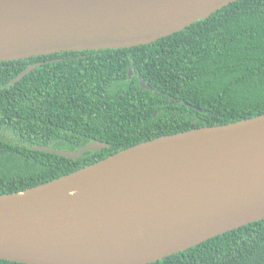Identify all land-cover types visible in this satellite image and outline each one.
<instances>
[{
    "label": "water",
    "instance_id": "obj_1",
    "mask_svg": "<svg viewBox=\"0 0 264 264\" xmlns=\"http://www.w3.org/2000/svg\"><path fill=\"white\" fill-rule=\"evenodd\" d=\"M235 1L0 0V61L152 43ZM107 146L95 140L77 150L31 149L76 159ZM263 218L260 114L162 135L0 194V259L148 264Z\"/></svg>",
    "mask_w": 264,
    "mask_h": 264
},
{
    "label": "trees",
    "instance_id": "obj_2",
    "mask_svg": "<svg viewBox=\"0 0 264 264\" xmlns=\"http://www.w3.org/2000/svg\"><path fill=\"white\" fill-rule=\"evenodd\" d=\"M260 114L264 0H237L148 44L0 61V194L162 135ZM95 140L108 146L76 159L31 149L77 150ZM148 264H264V218Z\"/></svg>",
    "mask_w": 264,
    "mask_h": 264
}]
</instances>
